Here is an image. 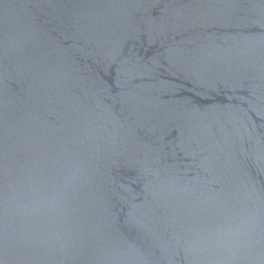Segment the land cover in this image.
<instances>
[{
    "label": "water",
    "instance_id": "1",
    "mask_svg": "<svg viewBox=\"0 0 264 264\" xmlns=\"http://www.w3.org/2000/svg\"><path fill=\"white\" fill-rule=\"evenodd\" d=\"M0 264H264V0H0Z\"/></svg>",
    "mask_w": 264,
    "mask_h": 264
}]
</instances>
